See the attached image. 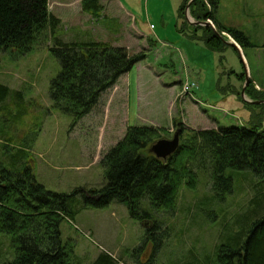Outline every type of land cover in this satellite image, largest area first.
Segmentation results:
<instances>
[{
    "label": "rangeland",
    "instance_id": "rangeland-1",
    "mask_svg": "<svg viewBox=\"0 0 264 264\" xmlns=\"http://www.w3.org/2000/svg\"><path fill=\"white\" fill-rule=\"evenodd\" d=\"M62 1L51 0L55 4ZM106 2L102 18L91 17L94 24L87 33L73 30L69 24L62 27L61 23L57 38L68 44L87 43L92 38L126 49L131 55L145 52L146 60L139 66L143 67L144 78L141 111L135 90L126 111V91L120 86L119 91L112 88L90 115L75 122L56 109L50 97L51 83L61 72L60 63L50 53L51 45L35 48L18 59L0 53V84L23 93L25 98L23 111L12 103L16 119L5 112L0 114V129L7 133L0 134V143L13 140L16 149L20 145L27 148L31 157L26 162L47 191L71 194L78 188H102L105 182L101 162L124 139L127 130L169 129L173 126L172 115L196 128L247 127L264 133V104L248 103L261 100L246 95L249 86L264 93V0H220L219 23L241 31L251 44L242 48L233 37L222 33L241 50L226 46L222 54L193 41L188 31L186 35L179 32L182 23L188 24L186 18H179L184 0H133L129 5L127 0H118L124 10L116 0ZM127 13L132 17L128 18ZM83 14L89 19L87 13ZM77 23L86 25V19L79 17ZM190 82L197 85L190 87ZM187 88L191 98L179 105L180 115L170 111L173 90L179 96ZM258 179L239 172L232 191L216 203L210 201L213 192L209 176L199 179L196 191L183 187L175 211L154 216L158 223L155 219L152 222L160 229L156 235L152 233L153 240L147 232L155 225L133 220L127 208L117 203L103 210L78 207L75 219H65L61 225L62 240L72 247L73 264H93L102 253L120 264H219L218 250L231 242L242 224L238 229L233 225L251 216V203L257 193L264 192V183L257 188L261 183ZM142 208L152 210L145 204ZM15 257L12 238L0 236V264H12Z\"/></svg>",
    "mask_w": 264,
    "mask_h": 264
},
{
    "label": "trees",
    "instance_id": "trees-1",
    "mask_svg": "<svg viewBox=\"0 0 264 264\" xmlns=\"http://www.w3.org/2000/svg\"><path fill=\"white\" fill-rule=\"evenodd\" d=\"M191 1L184 0L180 19L186 18ZM219 4L220 0H208V3L195 0L190 6V16L196 23L211 21L219 34L227 33L242 48L251 46L244 33L219 23ZM82 11L99 20L104 8L100 0H84ZM188 24L182 23L181 34L188 31L192 40L202 42L211 52L224 53L228 45L213 29L193 25L189 28ZM60 27L61 21L51 13L50 0H0V53L18 59L35 48L51 45L50 53L61 65L58 78L51 83V100L56 109L79 122L100 105L120 78L135 66L139 68L146 54L131 55L111 43L93 40L68 44L57 38ZM108 41L111 42L109 37ZM190 85L197 84L190 82ZM246 95L264 100V93L256 92L252 86L247 87ZM188 98H191L189 88L178 96L175 105L183 106ZM7 102L14 103L16 108L21 106L23 111L24 94L0 84V114L5 112L16 119L13 104ZM185 125L181 119L175 120L174 134L155 127L129 128L124 139L101 162L105 185L100 189L78 188L71 194L47 191L26 162L31 157L27 148L19 144L16 149L13 140L1 142L0 236L7 235L13 240L16 257L12 264H73L72 247L62 240L61 225L65 219L73 221L79 208L103 210L113 203L124 205L133 220L155 225L147 232L153 240L155 231L160 229L152 222L154 216L174 212L180 190L185 187L196 191L202 177L209 176L213 192L210 201L215 203L222 202L232 191L239 172L259 178L261 183L257 188L264 183V133L247 127L195 131ZM178 129L181 130L178 150L167 160L157 159L151 148L159 141L172 139ZM0 132L7 134L5 129ZM262 195L264 192L257 193L251 203V216L233 225L238 229L242 224L231 242L218 250L219 264H264ZM143 204L152 210L143 209ZM93 264L120 263L102 253Z\"/></svg>",
    "mask_w": 264,
    "mask_h": 264
},
{
    "label": "crops",
    "instance_id": "crops-1",
    "mask_svg": "<svg viewBox=\"0 0 264 264\" xmlns=\"http://www.w3.org/2000/svg\"><path fill=\"white\" fill-rule=\"evenodd\" d=\"M84 0H63L62 2H58V3H52L50 0V10L52 15H54L58 20L61 21L62 23V27L65 24H69L71 29H76L77 31L79 30H84V33H87V28L90 27L91 25L94 24L93 20L91 19V16L89 15V19H87V15L83 14L82 11V4H83ZM109 1V0H108ZM101 5L104 8V13H105V7H106V0H100ZM116 2L118 3V0H116ZM128 5L133 3V0H127ZM56 5L62 6L61 7H57ZM105 5V6H104ZM119 8L124 10L125 7L122 6V4H119ZM73 7H76V10H72ZM67 8V9H65ZM126 16L128 18H131L132 16H130L129 13L126 14ZM79 17H81L82 19H86V25H83V23L79 24L77 23ZM114 20H118V17H113ZM117 24H119V22H117ZM64 35V34H63ZM200 36V34H198ZM92 38H89L88 40H91ZM194 41V40H193ZM196 42V41H195ZM198 43H202V42H198ZM157 51V50H156ZM182 56V55H181ZM142 68H138L136 69L137 71L132 74V71L134 69H132V71L128 74V76L123 80V81H119L118 84L116 85V90H120V86L121 88L126 91L123 94V97L125 98V103H126V111H127V107L130 108L131 106V98H132V90L136 91V94L138 96V100H139V111H141V107H142V102H143V85L141 80H143V72H142ZM183 85V84H182ZM174 93V101L171 102L169 104V108L170 111L172 112H176V114L180 115V111L178 109V105H175L174 103L176 102L177 98H178V93L175 92V90H173ZM173 107V108H172ZM172 109V110H171ZM179 119L178 117H174V115H172V123L173 126L170 127L167 130H174V121ZM181 119V118H180ZM182 120V119H181ZM182 122H186V125L189 126L190 128L198 131V130H209L208 127H193L192 125H190L189 122H187L185 119L182 120ZM158 128H162V127H158ZM164 129V128H163Z\"/></svg>",
    "mask_w": 264,
    "mask_h": 264
},
{
    "label": "water",
    "instance_id": "water-1",
    "mask_svg": "<svg viewBox=\"0 0 264 264\" xmlns=\"http://www.w3.org/2000/svg\"><path fill=\"white\" fill-rule=\"evenodd\" d=\"M195 1L192 0L190 2V4L188 5L187 9H186V17L189 20L188 22H190V24L193 25H199L201 27H205V28H211L214 30V32L216 34H218L214 28V26L212 25V23L210 21L204 22V23H196L194 21H191L190 18V6L191 3ZM225 43V42H224ZM226 44V43H225ZM234 46V45H232ZM248 85V83H247ZM245 94V91L243 92V95ZM180 134H181V130L178 129L177 133L174 135L172 140H162L159 141L156 145H154L151 149V153L160 160H167L169 157H171L179 148L180 145Z\"/></svg>",
    "mask_w": 264,
    "mask_h": 264
},
{
    "label": "bare ground",
    "instance_id": "bare-ground-1",
    "mask_svg": "<svg viewBox=\"0 0 264 264\" xmlns=\"http://www.w3.org/2000/svg\"><path fill=\"white\" fill-rule=\"evenodd\" d=\"M215 30H216V29H215ZM216 32H217V31H216ZM217 33H218V32H217ZM218 35L224 40V42L226 43V45H228V46H232V45H234V46H232V47L237 48V49L239 50V52L241 51L237 43L232 42V41H227V40H225V39L223 38V35H224V34L221 35V34L218 33ZM231 40H232V39H231ZM247 83H248V80H247ZM190 87H192V86H190ZM247 102H248V103H251V104H256V105H262V104H264V101L253 102V101H249V100H247ZM151 149H152V148H151ZM150 151H151V150H150Z\"/></svg>",
    "mask_w": 264,
    "mask_h": 264
}]
</instances>
